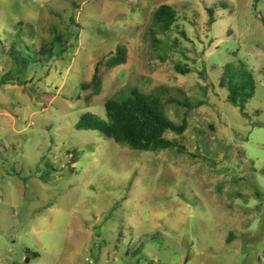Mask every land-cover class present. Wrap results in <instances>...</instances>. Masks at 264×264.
Here are the masks:
<instances>
[{"label": "rangeland", "instance_id": "374dc122", "mask_svg": "<svg viewBox=\"0 0 264 264\" xmlns=\"http://www.w3.org/2000/svg\"><path fill=\"white\" fill-rule=\"evenodd\" d=\"M236 61L258 85L242 112L219 87ZM158 88L190 106L165 105L172 150L76 129ZM0 264H264V0H0Z\"/></svg>", "mask_w": 264, "mask_h": 264}, {"label": "trees", "instance_id": "16d2710c", "mask_svg": "<svg viewBox=\"0 0 264 264\" xmlns=\"http://www.w3.org/2000/svg\"><path fill=\"white\" fill-rule=\"evenodd\" d=\"M175 11L167 6H159L153 16V24L159 32L166 33L176 22ZM74 23V22H73ZM212 18L209 24H212ZM151 37L153 44L157 43L156 36ZM61 42L62 38H55ZM7 53L14 57V46L7 45ZM65 49L53 54L52 47L48 48L43 45L39 51L40 55L51 58L54 55L63 53ZM35 54V53H34ZM111 57L107 62L108 68L118 67L126 62L125 48L119 47L111 51ZM36 55V54H35ZM12 59V58H11ZM179 74L186 75L188 70L185 65L176 66ZM10 80V79H8ZM101 87V78L99 70L96 69L88 84L81 86L82 90L92 89V95H99ZM220 88L227 91V101L236 108H241V112L254 96L258 89L251 73L241 61L228 63L223 66V76L221 77ZM176 103L185 105L190 108L187 102H176L166 100L163 88H158L150 94H143L133 90L126 98L114 99L109 98L104 103L105 116L95 114H83L77 124L76 129L82 131H97L104 137L112 140L117 145L127 147L134 151L151 152L153 154L163 153L172 150L174 144L166 138L167 133H173L177 136L184 134L186 131V121L181 124L173 123L166 115L165 105ZM36 255V254H34ZM37 257V255H36Z\"/></svg>", "mask_w": 264, "mask_h": 264}, {"label": "water", "instance_id": "95a60500", "mask_svg": "<svg viewBox=\"0 0 264 264\" xmlns=\"http://www.w3.org/2000/svg\"><path fill=\"white\" fill-rule=\"evenodd\" d=\"M29 260L28 259H26V262H28Z\"/></svg>", "mask_w": 264, "mask_h": 264}]
</instances>
